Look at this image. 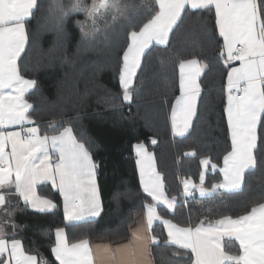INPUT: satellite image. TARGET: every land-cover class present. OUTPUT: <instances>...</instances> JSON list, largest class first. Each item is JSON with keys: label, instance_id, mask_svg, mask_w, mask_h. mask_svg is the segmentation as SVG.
<instances>
[{"label": "snow or ice", "instance_id": "6c2138e0", "mask_svg": "<svg viewBox=\"0 0 264 264\" xmlns=\"http://www.w3.org/2000/svg\"><path fill=\"white\" fill-rule=\"evenodd\" d=\"M39 8V0H0V264H153V246L161 243L153 231L156 222L167 233L164 245L179 250L174 255L185 257V264H264V198L240 215L216 220L205 217L187 226L175 223L161 216L158 209L162 206L174 215L178 197L166 194L153 153L143 143L135 144L133 151L140 187L151 203H144V223L132 230L127 244L114 250L98 246L94 251L89 239L71 241L65 228L57 227L55 242L50 245L53 259L49 260L16 238L17 225L11 219L15 199L41 213L57 207L51 199L38 195L41 184L51 183L59 192L66 223L98 217L102 212L98 165L89 142L74 135L71 126L55 135H41L31 118L34 106L26 94L36 81L24 78L18 61L29 43L28 24ZM204 12H214L215 34L222 40L218 60L227 69L223 113L230 149L219 168L223 181L211 188L204 186L207 170L215 172L218 164L209 157L201 158L199 185L191 178L182 181L185 200L193 189L201 197L221 189L240 191L246 174L257 168V154H264V0H140L139 4L129 0H68L67 4L52 0L41 14V20L62 32L68 16L83 13L85 19L76 23L85 41L99 33L107 36L118 24L130 28L118 79L123 101L131 103L150 47L168 45L170 33L185 15ZM177 61L179 95L171 105L169 119L172 134L184 137L199 111V81L208 64L195 57H178ZM49 128L56 131L54 124ZM151 144L156 145L157 140L152 139ZM231 241L238 244V250H231Z\"/></svg>", "mask_w": 264, "mask_h": 264}, {"label": "trees", "instance_id": "16d2710c", "mask_svg": "<svg viewBox=\"0 0 264 264\" xmlns=\"http://www.w3.org/2000/svg\"><path fill=\"white\" fill-rule=\"evenodd\" d=\"M51 2L39 0L40 8L28 24L29 43L18 61L24 78L36 81L26 99L34 106L31 118L41 135H55L63 127L71 126L74 135L89 142L98 165L102 212L92 221L66 223L57 191L41 185L37 193L51 199L57 205L54 210L35 212L21 200L13 201L11 219L17 225L16 238L26 248L38 250L52 260L50 245L55 242L57 227L65 228L71 241L87 238L117 243L128 239L134 217L144 211V203H151L140 187L133 151L137 143L145 144L153 153L166 194L178 197L174 215L165 208L158 209L161 216L175 223L187 226L190 221L199 223L205 217L216 220L224 215H240L264 198V154L258 153L257 168L246 174L240 191L218 190L201 197L194 189L195 197L183 203L182 181L191 178L199 185L200 159L209 157L218 164L215 172L210 168L206 172L204 186L211 188L221 182L219 168L230 149L223 113L227 69L218 60L222 40L215 34L214 12L185 15L170 33L168 45L150 47L136 81L137 91L132 102L127 103L119 86L118 65L126 47L127 31L131 29L118 24L107 36L99 33L85 41L76 23L85 16L74 13L66 18L63 31L57 32L41 20ZM62 2L67 4L68 0ZM129 2L139 4L140 0ZM178 57H195L208 64L199 81L202 95L198 114L190 132L182 138L172 137L169 126L171 105L179 94ZM50 124L56 126V131L49 128ZM152 139L157 140L156 145L151 144ZM188 152L196 155L186 156ZM8 230L11 231L10 225ZM153 231L161 238V243L153 246L154 264H185V257L174 255L179 250L164 245L163 225L155 224ZM231 250H238L234 241Z\"/></svg>", "mask_w": 264, "mask_h": 264}, {"label": "crops", "instance_id": "0c3cea01", "mask_svg": "<svg viewBox=\"0 0 264 264\" xmlns=\"http://www.w3.org/2000/svg\"><path fill=\"white\" fill-rule=\"evenodd\" d=\"M152 46H154V45H152ZM155 46H161V45H155ZM202 75V74H201ZM178 87H179V71H178ZM32 90H30V92H31ZM179 95V94H178ZM175 101V100H174ZM174 101H173V103H174ZM170 115H171V109H170V114H169V117H170ZM194 120V119H193ZM27 126H30V125H26V127ZM169 126H170V133H171V135H172V137H174V138H182V137H180V136H174L173 134H172V131H171V121H170V119H169ZM191 130V129H190ZM188 134V133H187ZM186 134V135H187ZM185 135V136H186ZM136 156V155H135ZM136 159H137V157H136ZM221 167H223V160H222V166ZM138 177H139V173H138ZM221 182L223 181V176H222V174H221ZM139 180H140V178H139ZM41 185H48L51 189H53L52 188V186H51V183H45V184H41ZM41 185H39V186H41ZM183 187V186H182ZM54 190V189H53ZM222 191H225V190H223V189H221ZM54 191H56V190H54ZM226 192V191H225ZM57 193H58V195L60 196V194H59V192L57 191ZM194 195H196V193L194 192V189H193V192H192ZM229 193V192H228ZM39 195V194H38ZM182 197L184 198V196H183V188H182ZM60 198H61V202H62V207H63V200H62V197L60 196ZM21 202L22 203H24L23 202V200H21ZM25 204V203H24ZM162 207V206H161ZM28 208L30 209V210H32V211H35V212H38V211H36V210H34V209H32L31 207H29L28 206ZM162 208H164V207H162ZM166 209V208H165ZM167 210V209H166ZM63 211H64V208H63ZM168 211V210H167ZM48 212H50V211H48ZM97 217H86L84 220H82V221H75V222H72V223H69V224H78V223H83V222H88V221H92V220H95ZM144 223V211L143 212H141V213H139V214H137L135 217H134V221H133V224H132V226H131V228H130V233H129V237H128V239H126V240H124V241H120V242H117V243H109V242H107V241H90L91 242V245H92V247H93V250L95 251L96 250V248L99 246L100 248H103L104 246H109L110 248H112L113 250L114 249H116L118 246H120V245H124V244H127L128 243V241H129V239L131 238V235H132V230L133 229H135V228H137V227H139L141 224H143ZM157 223H159V222H156L155 224H157ZM154 224V225H155ZM164 227V226H163ZM165 231V230H164ZM165 234H166V239H167V233H166V231H165ZM54 238H55V236H54ZM225 241H227V239L225 240ZM235 242V241H234ZM236 243V242H235ZM238 245V244H237ZM152 260H153V258H152ZM153 264H154V261H153Z\"/></svg>", "mask_w": 264, "mask_h": 264}, {"label": "built area", "instance_id": "2783aa9c", "mask_svg": "<svg viewBox=\"0 0 264 264\" xmlns=\"http://www.w3.org/2000/svg\"><path fill=\"white\" fill-rule=\"evenodd\" d=\"M195 197V195L192 193V195L190 197L187 198V200H185V197L183 198V203L187 204L191 199H193Z\"/></svg>", "mask_w": 264, "mask_h": 264}, {"label": "rangeland", "instance_id": "374dc122", "mask_svg": "<svg viewBox=\"0 0 264 264\" xmlns=\"http://www.w3.org/2000/svg\"><path fill=\"white\" fill-rule=\"evenodd\" d=\"M148 150V149H147ZM150 152V151H149Z\"/></svg>", "mask_w": 264, "mask_h": 264}]
</instances>
